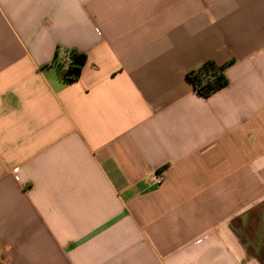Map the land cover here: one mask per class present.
I'll return each instance as SVG.
<instances>
[{
  "label": "crops",
  "instance_id": "0c3cea01",
  "mask_svg": "<svg viewBox=\"0 0 264 264\" xmlns=\"http://www.w3.org/2000/svg\"><path fill=\"white\" fill-rule=\"evenodd\" d=\"M0 264H264V0H0Z\"/></svg>",
  "mask_w": 264,
  "mask_h": 264
},
{
  "label": "trees",
  "instance_id": "16d2710c",
  "mask_svg": "<svg viewBox=\"0 0 264 264\" xmlns=\"http://www.w3.org/2000/svg\"><path fill=\"white\" fill-rule=\"evenodd\" d=\"M56 53L57 49L51 63L56 62ZM85 60L86 55L83 52L75 49L68 50L65 64L59 63L62 68L60 77L66 82L76 81L80 76ZM227 63L217 66L212 61H206L187 74L189 81L201 97L206 98L227 85V78L222 71Z\"/></svg>",
  "mask_w": 264,
  "mask_h": 264
},
{
  "label": "built area",
  "instance_id": "2783aa9c",
  "mask_svg": "<svg viewBox=\"0 0 264 264\" xmlns=\"http://www.w3.org/2000/svg\"><path fill=\"white\" fill-rule=\"evenodd\" d=\"M163 179L162 173L158 172L151 176L150 181L155 184H159Z\"/></svg>",
  "mask_w": 264,
  "mask_h": 264
},
{
  "label": "rangeland",
  "instance_id": "374dc122",
  "mask_svg": "<svg viewBox=\"0 0 264 264\" xmlns=\"http://www.w3.org/2000/svg\"><path fill=\"white\" fill-rule=\"evenodd\" d=\"M66 60V59H65Z\"/></svg>",
  "mask_w": 264,
  "mask_h": 264
}]
</instances>
